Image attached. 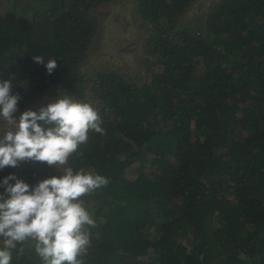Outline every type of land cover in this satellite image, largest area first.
<instances>
[{
    "label": "trees",
    "instance_id": "obj_1",
    "mask_svg": "<svg viewBox=\"0 0 264 264\" xmlns=\"http://www.w3.org/2000/svg\"><path fill=\"white\" fill-rule=\"evenodd\" d=\"M109 1L0 0L15 113L54 90L103 120L68 162L109 179L83 197L96 221L83 264H264V0H136L137 77L85 68ZM10 174L34 187L61 172L5 166L0 194ZM31 244L12 264H42Z\"/></svg>",
    "mask_w": 264,
    "mask_h": 264
},
{
    "label": "clouds",
    "instance_id": "obj_2",
    "mask_svg": "<svg viewBox=\"0 0 264 264\" xmlns=\"http://www.w3.org/2000/svg\"><path fill=\"white\" fill-rule=\"evenodd\" d=\"M34 61L43 64V56H34ZM45 66L51 74L56 59L49 58ZM11 85V80L0 81V119L8 126L0 136V169L32 160L55 165L61 174L34 187L12 174L4 178L0 264H12L17 245V254L23 255L29 242H34L30 246L42 264H83L91 243L90 229L96 227L83 197L106 186L109 179L84 168L74 170L68 162L88 142L89 132L104 134L100 111L91 102L60 95L39 111L26 110L17 119L13 114L20 96L12 94Z\"/></svg>",
    "mask_w": 264,
    "mask_h": 264
},
{
    "label": "rangeland",
    "instance_id": "obj_3",
    "mask_svg": "<svg viewBox=\"0 0 264 264\" xmlns=\"http://www.w3.org/2000/svg\"><path fill=\"white\" fill-rule=\"evenodd\" d=\"M135 3L136 0H113L98 7L102 22L98 27L94 46L85 61V68L124 66L125 71L128 70L132 77H137L136 74L141 69L140 39L143 29L137 26L134 17ZM50 92L54 90L42 95L33 105L14 113V117L18 119L22 112L49 103ZM2 124L5 128L3 130ZM7 127L6 122L0 119V134L4 133Z\"/></svg>",
    "mask_w": 264,
    "mask_h": 264
}]
</instances>
